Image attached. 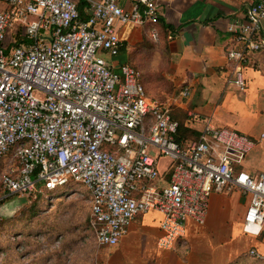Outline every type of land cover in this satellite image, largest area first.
<instances>
[{"label":"built area","instance_id":"obj_1","mask_svg":"<svg viewBox=\"0 0 264 264\" xmlns=\"http://www.w3.org/2000/svg\"><path fill=\"white\" fill-rule=\"evenodd\" d=\"M86 1L82 14L73 0H0V163L9 156L0 182L6 196L80 183L90 197L98 245L117 246L135 217L155 212L156 247L168 251L185 237L188 221L205 223L212 194L238 191L249 201L244 231L257 234L264 172L237 169L256 141L205 122L197 140L178 142L180 124L170 106L147 96L136 68L113 63L119 27L149 24L156 41L157 0H138L130 10L118 0ZM263 30L264 0L251 1L226 51L230 82L239 90L246 87L243 70L264 46ZM9 32L20 36L17 44ZM160 157L170 163L160 164Z\"/></svg>","mask_w":264,"mask_h":264},{"label":"crops","instance_id":"obj_2","mask_svg":"<svg viewBox=\"0 0 264 264\" xmlns=\"http://www.w3.org/2000/svg\"><path fill=\"white\" fill-rule=\"evenodd\" d=\"M73 1L83 14L88 2ZM251 1L257 0H157L158 20L166 30L154 27L155 41L150 36L149 24L119 27L121 46L113 63L131 64L141 75L153 77L145 81L147 93L170 106L171 117L182 127L177 137L181 143L197 140L205 122L213 127L234 129L255 140V146L237 169L257 175L264 172V137L260 138L264 134V46L243 70L244 90L230 82L233 66L226 58L227 49L233 45L231 31L244 21ZM118 3L127 10L140 5L138 0H118ZM1 5L0 11L4 9ZM260 38L264 39V30ZM11 39L19 41L20 36L11 35ZM185 88L188 92L184 97L181 92ZM248 204V198L238 191L212 194L205 223L188 226L185 237L166 253H160L162 250L156 247L161 236L160 215L155 212L139 215L138 224L132 223L135 217L125 237L113 247L114 252L121 257V264L125 261L137 264L135 257L141 262L155 260L156 264L256 261L249 252L264 257V221L257 234L244 231Z\"/></svg>","mask_w":264,"mask_h":264},{"label":"rangeland","instance_id":"obj_3","mask_svg":"<svg viewBox=\"0 0 264 264\" xmlns=\"http://www.w3.org/2000/svg\"><path fill=\"white\" fill-rule=\"evenodd\" d=\"M8 161L9 156L0 163V177L5 172L3 164ZM159 163L168 164L170 160L160 157ZM42 192L44 198L38 201L39 211L28 219L32 224L23 227L25 223L20 218L30 212L34 197L28 200L25 194L6 196L0 182V220L7 222L0 225V264H121L114 248L98 245L88 227L89 199L83 185L71 181L54 191ZM214 208L211 212L216 216ZM138 217L132 223L137 225ZM186 225V229L195 226L189 221ZM148 243L151 245V241ZM133 259L137 264H156L155 260ZM242 264L264 263L242 261Z\"/></svg>","mask_w":264,"mask_h":264},{"label":"trees","instance_id":"obj_4","mask_svg":"<svg viewBox=\"0 0 264 264\" xmlns=\"http://www.w3.org/2000/svg\"><path fill=\"white\" fill-rule=\"evenodd\" d=\"M158 26H160V27H162V28H164L165 30H166V27H165V25L163 24V23H160V21L159 20H157V23L155 24V27H158ZM148 28H150V26H147ZM158 33H160L161 34V31H160V29L158 30ZM161 36V35H160ZM18 43V41H16V44ZM155 44H156V42H155ZM131 65V64H130ZM133 66V65H132ZM133 67H135V66H133ZM141 80H142V83H143V85H144V88H145V81L146 80H153V77L152 76H149V75H141ZM145 90H146V88H145ZM146 94H147V96L149 97V98H151V99H157L158 101H160V102H162L163 103V101L162 100H160V99H158V98H154V97H150L149 95H148V93H147V90H146ZM181 127V126H180ZM182 128V127H181ZM180 129V128H179ZM191 133H194V132H192L191 131ZM177 141L178 142H180V140L177 138ZM54 191V190H53ZM27 196H28V200L33 196L34 197V202L31 204V206H30V212L29 213H27V214H25V215H23L21 218H20V220H24V226L23 227H27L28 225H31L32 223H31V221H28V219L29 218H31V217H35V215H36V213L39 211V209H38V201L39 200H41V199H43L44 197H43V193H39L37 190H34V191H32L31 193H29V194H26ZM87 195H88V193H87ZM36 198H38L37 199V201H35L36 200ZM88 199H89V203H90V197H89V195H88ZM14 220H16V219H14ZM7 222L6 221H4V220H0V225H3V224H6ZM13 224V223H12ZM9 225H11V224H9ZM88 227L90 228V230H91V227H90V223L88 222ZM91 232H92V234H94V232L91 230ZM47 233V232H46ZM94 237H95V235H94ZM255 262V261H254ZM256 262H259V263H264L263 261H259V260H256Z\"/></svg>","mask_w":264,"mask_h":264}]
</instances>
